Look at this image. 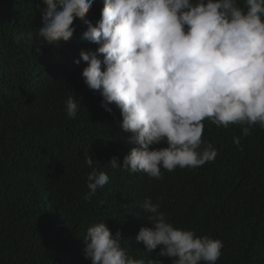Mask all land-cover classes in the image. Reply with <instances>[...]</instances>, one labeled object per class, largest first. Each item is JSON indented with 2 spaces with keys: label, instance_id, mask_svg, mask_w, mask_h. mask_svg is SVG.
<instances>
[{
  "label": "trees",
  "instance_id": "obj_1",
  "mask_svg": "<svg viewBox=\"0 0 264 264\" xmlns=\"http://www.w3.org/2000/svg\"><path fill=\"white\" fill-rule=\"evenodd\" d=\"M103 6L95 0L87 19L95 24ZM45 7L43 0H0V264H92L83 238L100 220L122 234L134 257L171 264L159 248L148 254L135 240L153 226L140 207L145 197L176 227L222 240L217 264H264V129L242 137L241 151L232 141L239 126L206 121L216 160L165 171L162 180L112 169L111 159L122 164L135 145L120 127V111H105L99 92L85 84L86 63L75 62L98 47L83 38L87 25L76 19L73 38L59 45L14 40L18 32L35 35ZM73 94L81 104L75 119L65 108ZM89 156L110 180L85 201Z\"/></svg>",
  "mask_w": 264,
  "mask_h": 264
},
{
  "label": "clouds",
  "instance_id": "obj_2",
  "mask_svg": "<svg viewBox=\"0 0 264 264\" xmlns=\"http://www.w3.org/2000/svg\"><path fill=\"white\" fill-rule=\"evenodd\" d=\"M95 0H43L42 26L18 32L17 44L38 40L49 45L70 41L76 19L87 25L83 38L98 45L82 50V76L99 92L108 113L120 111L127 142L135 145L123 163L108 165L130 174L162 180L164 172L197 169L212 163L219 150L204 138L205 122L216 128L239 126L232 141L254 127L264 129V0H104L95 24L87 15ZM81 104L73 94L65 101L75 119ZM166 144V147H157ZM83 199L91 201L109 183L91 156ZM140 207L152 227L135 237L148 254L157 248L171 264H217L224 242L178 228L159 203L145 197ZM122 234L106 220L87 228L84 255L92 264H160L134 257Z\"/></svg>",
  "mask_w": 264,
  "mask_h": 264
}]
</instances>
